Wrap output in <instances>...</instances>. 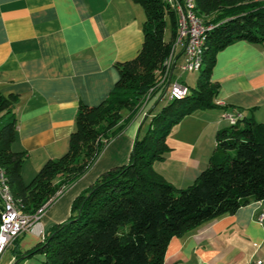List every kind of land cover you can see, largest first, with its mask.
I'll return each mask as SVG.
<instances>
[{"label":"trees","instance_id":"obj_1","mask_svg":"<svg viewBox=\"0 0 264 264\" xmlns=\"http://www.w3.org/2000/svg\"><path fill=\"white\" fill-rule=\"evenodd\" d=\"M133 1L145 12L141 50L117 63L119 79L105 100L81 103L68 151L49 159L28 183L22 176L27 153L11 148L19 96L0 93V172L24 214L51 205L87 173L122 133L124 113L136 111L161 81L178 34L177 6L171 0ZM194 10L209 25L197 86L167 100L135 139L129 161L100 174L45 240L28 251L14 246L19 262L41 253L42 264H163L173 237L264 200V122L251 116L218 131L208 166L187 187L175 186L154 167L170 149L166 140L175 124L198 109L218 106L220 84L212 80L218 53L240 40L264 44V0H195ZM2 207L0 198V223Z\"/></svg>","mask_w":264,"mask_h":264},{"label":"crops","instance_id":"obj_2","mask_svg":"<svg viewBox=\"0 0 264 264\" xmlns=\"http://www.w3.org/2000/svg\"><path fill=\"white\" fill-rule=\"evenodd\" d=\"M144 21L143 8L133 0H0V93L19 96L11 148L27 153L22 166L26 183L49 159L68 151L81 103L98 105L110 94L120 75L117 63L133 59L143 46ZM181 51L177 47L175 55ZM212 80L220 84L218 106L198 109L179 121L188 129L208 131V137L191 142L168 135L170 150L159 161L161 166L154 164L179 188L187 187L208 166L216 145L213 135L228 127V112L242 109L244 117L264 122V44L240 40L228 45L217 55ZM164 97L159 89L136 111L124 113L122 133L47 208L42 219L46 232L69 218L74 199L100 174L129 161L135 139ZM262 216L264 200L252 201L173 237L163 264L264 260ZM41 242L32 232L22 233L0 255V264H42L41 253L20 262L14 253V246L28 251Z\"/></svg>","mask_w":264,"mask_h":264},{"label":"built area","instance_id":"obj_3","mask_svg":"<svg viewBox=\"0 0 264 264\" xmlns=\"http://www.w3.org/2000/svg\"><path fill=\"white\" fill-rule=\"evenodd\" d=\"M172 6H178V19L177 24H181L180 38H175L177 42L178 51L182 48L181 53L178 52L175 55V60L171 66L170 72L167 75V81H164L163 86H157L154 92L149 93L147 101L153 96V94L162 89L164 96L168 95L169 99L178 97L179 94L184 93L188 89V86L182 84L177 79L174 80V72L176 67H179L182 72H192L193 66L196 62L193 58V49L198 45L200 39L203 37V30L207 24H201L190 13V0H171ZM184 58L183 62L179 63V60ZM146 101V102H147ZM243 117L241 111L235 110L234 112H228L226 118L230 120H238ZM0 198L2 201V212L5 215V236L1 241L0 255L11 246L16 238L22 233L32 232L36 234L42 241L46 238V229L43 225L42 219L49 206H46L41 210L40 214L36 217H22L21 211L18 208H10V200L3 194V187L1 184L0 173ZM264 216L261 217V220ZM246 264H264V260H257L247 262Z\"/></svg>","mask_w":264,"mask_h":264},{"label":"bare ground","instance_id":"obj_4","mask_svg":"<svg viewBox=\"0 0 264 264\" xmlns=\"http://www.w3.org/2000/svg\"><path fill=\"white\" fill-rule=\"evenodd\" d=\"M194 2L195 0H190V13L197 19V21L201 24H206L203 22V20L196 14L195 10H194ZM178 9V6H177ZM207 27L206 26L203 30V37L200 39L198 45L193 49V58H195L196 62L193 66V71H199L200 66H201V62H202V58H203V51H204V44H205V40H206V33H207ZM180 33H181V24H178V34H177V38H180ZM177 42H175L174 46H173V50H172V55L167 59L166 61V71L161 79V81L154 86L153 88H151L146 96H145V102L147 101V96L149 95V93L154 92L157 89V86L160 85H164V81H167V75L170 72L171 66L175 60V51L177 49ZM189 92V88L187 90H185L184 93H181L178 95V97H183L185 95H187ZM175 98V97H174ZM236 120H230V123H235ZM1 173V184L3 187V194L6 198H8L10 200V208H18V202L17 200L14 198V196L11 194L8 185L6 184L5 178L3 176V173ZM50 202L44 204L43 206H41L37 212L35 214L32 215H28V214H24L21 211V216L22 217H36L40 214L41 210L44 209L46 206H49ZM5 236V215L3 213L2 216V221L0 223V249H1V241L3 239V237Z\"/></svg>","mask_w":264,"mask_h":264},{"label":"rangeland","instance_id":"obj_5","mask_svg":"<svg viewBox=\"0 0 264 264\" xmlns=\"http://www.w3.org/2000/svg\"><path fill=\"white\" fill-rule=\"evenodd\" d=\"M171 37H172L171 24H170V21L168 20V22H167V28H166V32H165V38L167 40H170ZM183 60H184V58H181L179 60L178 65L180 63H182ZM199 75H200V71L182 72L179 67H176L175 72H174V80L177 79L182 84L188 86V88L190 90H193V88H195L197 86V80L199 78ZM168 99H169V97H168V95H166V97H164V101H162L160 103L159 109H161L162 106L165 105V103H166V101ZM227 126L230 127V122L227 123ZM187 129H188V125L185 124V123L182 124V125H179V123L178 124H175L174 127L172 128L169 136L171 138H174L175 140H181L182 138H185L186 141H191V142L192 141H195L197 139L201 140V136H202V138L204 140H205V138L208 137V134H207L208 131H204L203 130L201 132L200 128H190L191 130L188 129V132H187ZM186 136H188V138H186ZM213 136H214V139H216V134L215 133H214ZM167 144H168V142H167ZM168 152L169 151L166 152V155H167ZM154 164H156L157 166H161V165H159L160 164L159 161H156ZM170 178L173 179V180H175V181H177L176 178H174V176H170Z\"/></svg>","mask_w":264,"mask_h":264}]
</instances>
